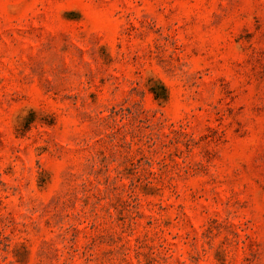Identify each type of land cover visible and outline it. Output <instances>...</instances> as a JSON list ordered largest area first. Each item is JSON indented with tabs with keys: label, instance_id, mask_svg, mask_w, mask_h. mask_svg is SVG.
<instances>
[{
	"label": "rangeland",
	"instance_id": "rangeland-1",
	"mask_svg": "<svg viewBox=\"0 0 264 264\" xmlns=\"http://www.w3.org/2000/svg\"><path fill=\"white\" fill-rule=\"evenodd\" d=\"M0 264H264V0H0Z\"/></svg>",
	"mask_w": 264,
	"mask_h": 264
}]
</instances>
